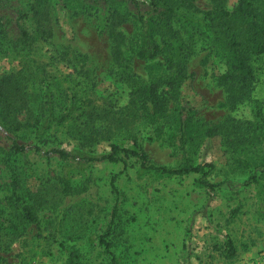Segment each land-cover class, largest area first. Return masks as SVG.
I'll return each mask as SVG.
<instances>
[{
	"label": "rangeland",
	"instance_id": "1",
	"mask_svg": "<svg viewBox=\"0 0 264 264\" xmlns=\"http://www.w3.org/2000/svg\"><path fill=\"white\" fill-rule=\"evenodd\" d=\"M137 1L0 0V264H111L102 241L119 264H237L264 252V58L243 95L223 52L182 19L216 0L170 1L180 17ZM138 12L167 19L190 47L188 80L163 88L157 111L137 92L165 74L161 58L131 51ZM177 103L197 112L195 135L217 133L187 148L213 163L215 188L198 174L142 172L134 158L81 162L137 143L152 164L176 167L181 150L161 132ZM52 148L72 156L44 155Z\"/></svg>",
	"mask_w": 264,
	"mask_h": 264
},
{
	"label": "trees",
	"instance_id": "2",
	"mask_svg": "<svg viewBox=\"0 0 264 264\" xmlns=\"http://www.w3.org/2000/svg\"><path fill=\"white\" fill-rule=\"evenodd\" d=\"M132 1H134V6L137 7L138 1ZM165 1L147 0V3L154 8L161 7L164 14L174 13L180 17L172 9V3L175 0ZM190 1L185 0V2ZM225 1L216 0L214 8L203 13L202 18H190L184 15L182 19L193 22L191 30L194 35L205 38V40L211 38L214 41L223 52V58L230 77L234 83L239 85V89L245 95L247 94L245 89L247 86L250 87L254 78L253 62L264 58V0H237L231 11L225 7ZM138 13L135 16L134 26H136V31L132 35L131 51L134 57L141 61L161 58L165 74L148 85L143 84L137 92L146 102L152 103L157 111L160 105L158 98L161 94L159 92L163 88H167L170 93L173 91L178 93L184 82L188 80L189 74L185 61L190 47L186 45L187 42L178 34V31L172 28L167 19H155L153 16ZM157 35L160 36L159 40L156 38ZM129 78H132V75L129 74ZM178 96H180V92ZM45 105L47 106L48 116H51L52 104L50 98L47 99L44 107ZM196 114L195 109L177 103L172 110L169 125L161 132L163 135L162 140L169 143L174 149L181 150L183 157L176 167L152 164L147 152L137 143L129 148L113 144L110 152L102 155L85 154L81 158V162L86 165L103 161L110 163L122 162L125 166V159L134 158L139 162V170L142 172L153 174L159 178L198 174L197 184L200 187L215 188L217 185L207 180V176L214 170L213 163H197L188 155L189 150L187 148L193 144V141L200 138L202 140L201 144H204L217 134L216 131L208 128L195 135L196 120L194 118ZM50 122L51 118H46L43 124L47 127ZM12 150L20 155L28 151L25 146L16 142H13ZM39 150L36 149V151ZM196 152L194 151L191 155L196 154ZM44 155H58L64 160H68L72 156L68 151L59 148L49 149L44 152ZM114 183L115 177L112 178L111 185L113 190L116 191ZM102 244L111 255V264H119L115 256L110 253L109 244L105 241H102ZM230 249L233 250L231 245Z\"/></svg>",
	"mask_w": 264,
	"mask_h": 264
},
{
	"label": "built area",
	"instance_id": "3",
	"mask_svg": "<svg viewBox=\"0 0 264 264\" xmlns=\"http://www.w3.org/2000/svg\"><path fill=\"white\" fill-rule=\"evenodd\" d=\"M237 264H264V252L244 258Z\"/></svg>",
	"mask_w": 264,
	"mask_h": 264
}]
</instances>
